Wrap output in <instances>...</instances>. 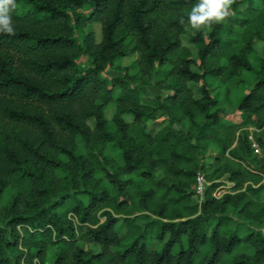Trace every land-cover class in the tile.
<instances>
[{"label":"trees","instance_id":"obj_1","mask_svg":"<svg viewBox=\"0 0 264 264\" xmlns=\"http://www.w3.org/2000/svg\"><path fill=\"white\" fill-rule=\"evenodd\" d=\"M196 2L14 0L13 32H0V264H44L50 252L52 264H264V237L225 228L231 216L264 219V158L251 164L243 133L254 129L264 150V59L259 70L250 62L255 41L264 44V0H232L223 21L192 29ZM93 25L101 41L90 32L81 49L76 35ZM189 29L196 56L181 43ZM81 54L92 69L77 65ZM130 54L137 74L170 95L142 104L139 88L113 81V99L99 74ZM242 74L256 84L235 108L230 89L222 103L211 97L208 78L237 86ZM227 108L243 121L226 124ZM214 143L221 154L196 203L201 152ZM225 176L232 193L218 199Z\"/></svg>","mask_w":264,"mask_h":264},{"label":"rangeland","instance_id":"obj_2","mask_svg":"<svg viewBox=\"0 0 264 264\" xmlns=\"http://www.w3.org/2000/svg\"><path fill=\"white\" fill-rule=\"evenodd\" d=\"M84 15L87 14L86 12L83 13ZM205 32H209V28L203 29ZM92 33L93 40L95 44H98L101 41L100 36V27L99 25H93L90 29H85L82 34L78 33L76 35V42L78 47H82V36H86L88 33ZM197 30L189 29L187 34L181 37V43L182 46L187 48L193 56H196V48L189 42V38L196 36ZM82 49V48H81ZM254 52L250 56V62L253 67L256 69L261 68V60L264 59V44L255 41L254 43ZM137 62H138V56L137 55H129L125 58L118 59L112 67H107L104 69L102 73L99 74V77L107 82L108 89L112 88V82L113 81H123L127 87L130 89L133 88H139L141 97H139V102L142 104L150 105L149 103L152 102L158 95H163L164 97H167V95H170L169 92L160 91L157 86V80L150 79V78H142L140 77L137 72ZM77 65L82 68L83 70H89L92 69L90 60L87 56H84L83 54L79 55L77 61ZM238 81H242V84H239ZM207 83L209 85L210 89V95L212 98L217 100L218 102L223 101L224 94L226 90H231L230 100L233 104V108H235L239 100L245 96H247L250 91L253 89L254 85L256 84V79L253 74H242L237 80L236 83H238L237 86L233 85H226L221 86L218 81L214 80L213 78H208ZM121 90L119 88L113 89V99L115 100L117 97H119ZM194 96L196 98L200 97V89H194ZM233 108H227L228 109V116L225 118L226 121H224L226 124H236L241 123L243 121V118L237 111ZM104 117L107 120V128L110 132L115 131V126L112 123L113 116L115 114V108L114 104L108 105L104 111H103ZM124 120L127 123H132V117L131 116H124ZM168 123L167 118H161L159 121H157L154 125L149 124V128L156 127L157 129H162L166 126ZM176 128V126H173ZM243 133L247 135V139L251 145V150L253 151L252 157L250 158V162L252 165H257V162L253 161L254 157L258 158H264V150L255 142L256 134L257 132L254 129H245L243 130ZM238 136V135H237ZM219 139L224 140L226 139V135L220 134ZM218 145V146H217ZM220 144H207L206 148L201 152V159L200 164L204 166V171L200 172L201 176L203 177L204 183L206 186L209 184L207 183V176H209L212 172L213 164H214V158L217 155H220ZM77 153L84 154V147L82 144H77ZM228 154V151L226 152ZM58 176L61 177L60 174ZM228 177L225 176L220 180L221 186L216 190L214 193V197L221 198L226 194L232 193V184L228 182ZM194 187V186H193ZM192 187V190H193ZM195 193V192H194ZM78 198L81 199L83 203L87 202V199L83 195H79ZM202 200V197L199 195L194 196V202L200 203ZM256 200L260 203L264 204V189H262L258 196L256 197ZM8 201V196L4 199V204ZM142 223V221H140ZM215 225V222H212V226ZM227 230H237L240 238H243L247 236L248 234H257L262 237H264V219H251V220H244L240 219L236 216H231L229 220L226 222ZM119 235L122 236L124 234L122 224H119L118 230ZM79 247H81L86 252H93L96 253L97 250L95 247H90L89 245L84 244H78ZM184 245L186 246V241L184 240ZM53 260V253L50 252L45 259L44 264H52ZM13 263V262H12ZM33 264H39L38 261L35 259L33 261Z\"/></svg>","mask_w":264,"mask_h":264},{"label":"clouds","instance_id":"obj_3","mask_svg":"<svg viewBox=\"0 0 264 264\" xmlns=\"http://www.w3.org/2000/svg\"><path fill=\"white\" fill-rule=\"evenodd\" d=\"M231 2L232 0H197L187 13L186 23L192 29H199L213 22H221L228 14ZM11 7H14V0H0V32H13Z\"/></svg>","mask_w":264,"mask_h":264},{"label":"built area","instance_id":"obj_4","mask_svg":"<svg viewBox=\"0 0 264 264\" xmlns=\"http://www.w3.org/2000/svg\"><path fill=\"white\" fill-rule=\"evenodd\" d=\"M205 188H206V184L204 183L203 177L201 176L200 173H198L195 179L193 191L195 192L196 195H199L202 197L204 194Z\"/></svg>","mask_w":264,"mask_h":264}]
</instances>
